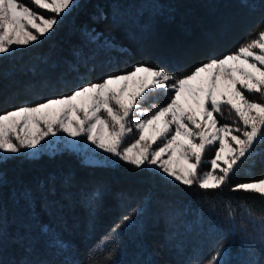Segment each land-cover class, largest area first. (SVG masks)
<instances>
[{"label":"trees","instance_id":"16d2710c","mask_svg":"<svg viewBox=\"0 0 264 264\" xmlns=\"http://www.w3.org/2000/svg\"><path fill=\"white\" fill-rule=\"evenodd\" d=\"M20 2L34 9L30 0ZM261 21L264 0H78L50 35L0 56V114L70 95L78 85L141 64L190 74L212 57L234 52ZM158 95L154 103L160 108L172 93ZM254 151L239 163L228 186L209 193L123 161L86 164L69 151L0 160V260L206 264L223 244L229 264H259L257 217L264 215V199L230 191L264 177V143ZM214 153L203 158L210 161ZM208 170L210 163L199 167L200 173ZM95 191L99 196L90 198ZM125 215L131 221L113 233ZM57 237L70 245L67 252L50 245Z\"/></svg>","mask_w":264,"mask_h":264},{"label":"snow or ice","instance_id":"6c2138e0","mask_svg":"<svg viewBox=\"0 0 264 264\" xmlns=\"http://www.w3.org/2000/svg\"><path fill=\"white\" fill-rule=\"evenodd\" d=\"M30 3L52 15H40L20 0H0V54L50 35L76 0ZM99 15L102 17L103 13ZM248 35L234 52L222 58L212 57L190 74L141 64L130 72L78 85L70 95L23 104L0 114V160L5 159L4 154L36 149L46 137L62 132L73 139L86 137L97 149L137 169L153 168L171 183L178 182L189 189L195 186L203 193L222 190L239 163L253 157L255 146L264 143V21ZM160 90L172 93L170 102L149 115L139 102L148 92ZM246 93L259 94V99H250ZM225 106L238 118L233 121L235 126L218 124L214 114L222 113ZM133 116L137 118L130 120ZM141 116L147 118H138ZM130 124H134L138 138L122 148L133 132ZM215 144L219 145L215 157L204 161L205 152ZM24 154L34 155L27 151ZM203 163H210L211 170L201 174L199 167ZM230 191L264 199V177L233 185ZM88 195L96 198L99 192ZM227 215L233 218L232 211ZM131 218L123 216L112 232L116 233ZM257 219L261 221L259 264H264V215ZM244 227L242 222L241 230ZM41 233L48 234L43 225ZM3 239L0 227V246ZM50 245L62 253L70 249L59 237L52 239ZM30 248L31 244H25L26 251ZM228 252L220 244L206 264H229L224 259ZM87 264L95 261L90 258Z\"/></svg>","mask_w":264,"mask_h":264},{"label":"rangeland","instance_id":"374dc122","mask_svg":"<svg viewBox=\"0 0 264 264\" xmlns=\"http://www.w3.org/2000/svg\"><path fill=\"white\" fill-rule=\"evenodd\" d=\"M77 2H78V0H76V3ZM33 10L38 11V13L40 15H44L46 17L52 15L50 13H47L46 10L35 8V6H34ZM17 49H19V48L14 47L13 51H15ZM7 54H9V53H7ZM2 55H5V54H0V56H2ZM159 92L165 93L163 90L148 92L147 95L145 96V98L139 102L140 108L141 109H148L149 115L154 114V112L159 109L158 105L156 103H154V98L159 96L158 95ZM246 94L253 95L256 93H246ZM256 95L259 96V94H256ZM153 106H155V107H153ZM217 114L220 117V120L217 119L218 124H229V125L235 126V125H233V121L238 120V118L235 117V113L230 112L228 106H225L222 108V113L214 114V115H216V118H217ZM136 118L137 117L133 116V117H130V120H134ZM138 118L146 119L147 116H141ZM129 126L133 128V132L130 133L126 137L124 143L121 146L122 148L127 147L128 145L133 143L135 141V139L138 138V132H136L134 124H130ZM153 147H155V145ZM218 147H219L218 144L209 146L208 150L205 153L208 154L210 152H215V149ZM25 151L34 153V155H25L24 154ZM63 151L73 152L79 158H81L82 162H84L86 164L113 165L117 162H121L120 160H118V158L112 157L111 154L104 153L103 150L97 149L95 147V145H92L91 142L87 141L86 137H77V138L73 139L72 137H68L67 134L62 133V132H58L56 137H46L44 141H41V144L38 145L36 149H33V150L22 149L21 153H19V154H4V155H5V158L16 156V155H24L27 157H37L41 154L53 155V154L60 153ZM214 157H215V153H214ZM204 161H206V159H204ZM220 163L223 164L222 161ZM146 168L154 170L153 168H149V167H146ZM217 172H218V170H217ZM201 174H203V173H201Z\"/></svg>","mask_w":264,"mask_h":264}]
</instances>
